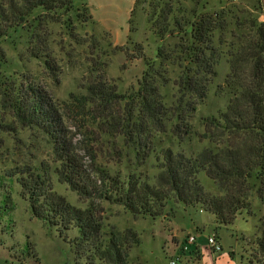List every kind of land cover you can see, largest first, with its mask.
Listing matches in <instances>:
<instances>
[{"label": "trees", "instance_id": "obj_1", "mask_svg": "<svg viewBox=\"0 0 264 264\" xmlns=\"http://www.w3.org/2000/svg\"><path fill=\"white\" fill-rule=\"evenodd\" d=\"M74 1L0 0V38L18 31L29 32L33 29L32 18L37 14L35 20L43 19V15L58 18V12L71 13L75 9ZM196 1L188 17L175 15L171 5L151 6L148 21L161 42L175 32L181 38L171 51L160 46L152 59L146 56L142 45H135L137 58L145 61L146 70L139 88L129 96H123L116 84L96 79L85 88L86 94H71L63 107L51 92L31 78L15 81L10 87L4 84V98L11 102L16 118L24 124L40 127L48 135L54 165H28L0 174V197L1 191L11 188L16 181L21 196L37 219L63 232L78 230L79 236L72 239L71 244L78 260H86V264L97 261L134 264L131 252L141 244L140 235L133 229L124 233L105 231V209L100 202L122 206L135 218H156L164 216L168 202L173 200L211 214L218 228L232 225L240 215L251 212L254 198L264 205L261 0H258V16L233 4L232 0L222 2L219 8L212 7L208 0ZM178 6L182 9L179 3ZM78 10V17H83L80 12L83 10L86 22H93L86 2ZM134 16L135 10L131 26ZM34 37L31 34L32 40ZM41 43L39 51H50L47 41ZM158 60L161 61L157 67ZM46 64L50 70L55 67L53 62ZM170 64H178L182 69L178 79L173 80L179 97L171 106L162 92L172 82L167 77ZM223 65L228 67V72L219 83ZM212 89L216 96L226 97L227 103L217 113L203 115L199 119L202 131L195 130L192 121L200 107L209 101ZM70 114L77 121L87 124L91 121L97 132V143L104 142L105 136L121 138L134 150L141 164L158 160L159 174L155 182L151 183V176L138 170L129 174L127 180L107 168L90 172L67 126ZM169 131L179 140L182 149L187 137L191 141L197 139L199 144L207 141L209 146L189 151L171 146L160 148L156 138ZM113 146L118 152L116 141ZM202 173L214 182L216 190L205 188L200 179ZM53 174L90 205L80 209L60 195L54 188ZM9 198L10 194L5 197ZM246 258L249 264H264V226Z\"/></svg>", "mask_w": 264, "mask_h": 264}, {"label": "rangeland", "instance_id": "obj_2", "mask_svg": "<svg viewBox=\"0 0 264 264\" xmlns=\"http://www.w3.org/2000/svg\"><path fill=\"white\" fill-rule=\"evenodd\" d=\"M232 1L233 4L249 10L253 16H258V0ZM85 2L88 5L90 1L75 0V9L71 13L58 12V18L43 15V19L35 20L37 14L32 18L33 29L30 28L29 32L18 31L10 37L0 38V174L12 173L28 165H54L53 148L48 135L40 127L24 124L16 118L11 102H6L4 98V84L10 87L15 81L31 78L33 82L51 92L63 107L70 100L71 94H86L85 88L96 79H105L109 84H116L123 96H129L139 88V81L146 70L145 61L137 58L138 50L135 45H142L146 56L152 59L156 57L160 46L171 51L181 38L175 32L161 42L148 21V13L153 9L151 6L159 5L163 8L171 5L175 15L188 17L197 1L123 0L120 4L121 13L106 17L110 20V26L118 28L119 32L116 33L120 34L119 38H114V32L105 29L108 23L104 22L105 26L96 23L99 20L94 17V23L92 20L86 22L88 19L83 10H80L83 17L77 16L78 8H82ZM101 2L112 4L109 0ZM211 2L212 7H220L219 1ZM178 3L182 8L180 10ZM130 7H133L132 12L135 10L133 26L130 24L132 12H128ZM94 9L99 16L102 12L99 5L96 4ZM89 10L91 12L90 8ZM31 34L35 36L33 40ZM40 39L41 42H48L50 51H39L42 44ZM38 54L40 57H36ZM48 61L55 64L53 70L46 64ZM159 61L161 60L157 61V67L160 65ZM167 69V77L172 82L162 92L171 106L177 103L179 97L173 80L178 79L182 69L178 64H170ZM227 72L228 67L223 65L220 68L219 83L224 81ZM226 103L227 98L216 96L215 89H212L209 101L200 107L192 121L194 129L202 131L199 119L203 115L217 113ZM68 116L67 126L73 142L90 172L107 168L114 175L120 173L127 180L129 174L138 170L149 174L151 183L155 182L156 175L159 174L158 160H151L147 165L141 164L134 150L121 138L105 136L104 142L97 143V132L91 121L87 124L71 118V114ZM187 139L183 144V149L187 151L209 146L207 141L199 144L195 138L192 141L189 137ZM156 140L160 148L171 146L176 150L178 147L182 149L179 140L174 138L171 131L158 136ZM114 141L117 142L118 152L114 151ZM52 178L55 190L72 205L80 209L90 205V202L80 199L69 185L60 183L55 174ZM200 179L206 189L216 188L214 182L204 173L200 174ZM9 194L10 198L5 199ZM100 206L105 209L106 232L124 233L127 229H133L140 235L141 244L131 252V261L134 264H170L179 257L183 263L179 242L187 245L189 234L197 238L199 226L206 229L199 236L203 243L208 242L209 235L216 230L225 251L235 253L241 261L243 257L250 255L255 237L264 226V205L257 198L253 199L251 212L246 211L234 224L220 228L213 222L211 214L199 207H187L173 200L168 202L164 216L156 218H135L124 207L109 202H100ZM78 236L77 229L63 232L60 228L37 219L29 203L21 196V188L16 181L11 188L1 191L0 264H86V260H78L71 244V240ZM96 264L100 262L97 261Z\"/></svg>", "mask_w": 264, "mask_h": 264}, {"label": "crops", "instance_id": "obj_3", "mask_svg": "<svg viewBox=\"0 0 264 264\" xmlns=\"http://www.w3.org/2000/svg\"><path fill=\"white\" fill-rule=\"evenodd\" d=\"M89 4L88 7L91 9L90 14L92 15V17L97 18L96 23H100V24H104L108 23L106 25V30L112 31L114 32V38L120 36V34H117L116 32L118 31V28H114L112 26H110V20L107 17V15H117L120 14L121 12V1L123 0H109L110 2H112V4L109 3H105L103 4L101 2V0H89ZM105 1V0H103ZM210 3L211 0H208ZM220 2L219 5H221L222 2L227 1V0H217ZM98 4L99 8L102 10V12L99 13V16H97V13L94 9V6ZM261 4H262V13L260 15V20L264 21V0H261ZM212 5V4H211ZM115 8V9H114ZM133 7H130L128 12H132ZM130 19V18H129ZM119 32V31H118ZM117 38V39H118ZM213 222L216 223V219L213 216ZM217 224V223H216ZM203 230H206L205 227H198L197 229V235L198 237L196 238L195 243H189V238L190 237H194L192 234L188 235V239H187V245H184L182 242H179L180 244V256L183 257V263L182 264H249L248 263V258H243L241 261L238 259V257L236 256L235 253H229L226 252L224 249V246L221 242L220 237L218 236L216 230L214 233L210 234V236H216L219 241L220 244L223 248V251L220 254H213L210 250V248L208 247V242L203 243V239L199 236H201L203 233ZM208 237V238H209ZM183 248V249H182ZM185 248H187V250H185ZM249 256V255H248ZM247 256V257H248ZM180 258V257H179ZM182 259V258H181ZM182 261V260H181Z\"/></svg>", "mask_w": 264, "mask_h": 264}, {"label": "built area", "instance_id": "obj_4", "mask_svg": "<svg viewBox=\"0 0 264 264\" xmlns=\"http://www.w3.org/2000/svg\"><path fill=\"white\" fill-rule=\"evenodd\" d=\"M195 241H196L195 237L189 238V243H195ZM208 247L210 248L213 254H220L223 251V248L216 236H210L208 238ZM185 250H187V248H185ZM170 264H182L181 259L177 258L176 260L171 261Z\"/></svg>", "mask_w": 264, "mask_h": 264}]
</instances>
